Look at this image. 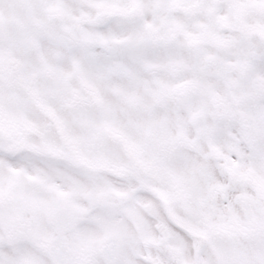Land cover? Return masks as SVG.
I'll list each match as a JSON object with an SVG mask.
<instances>
[{
	"label": "snow or ice",
	"instance_id": "obj_1",
	"mask_svg": "<svg viewBox=\"0 0 264 264\" xmlns=\"http://www.w3.org/2000/svg\"><path fill=\"white\" fill-rule=\"evenodd\" d=\"M0 264H264V0H0Z\"/></svg>",
	"mask_w": 264,
	"mask_h": 264
}]
</instances>
